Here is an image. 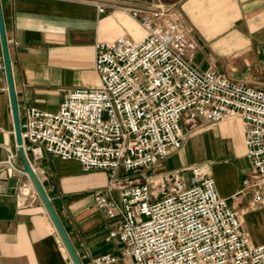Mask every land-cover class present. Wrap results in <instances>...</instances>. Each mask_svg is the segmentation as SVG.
I'll return each mask as SVG.
<instances>
[{
    "label": "built area",
    "instance_id": "1",
    "mask_svg": "<svg viewBox=\"0 0 264 264\" xmlns=\"http://www.w3.org/2000/svg\"><path fill=\"white\" fill-rule=\"evenodd\" d=\"M92 4L102 15L106 6ZM117 9L137 22L141 35L95 42L96 86L69 91L57 112L23 110L20 137L29 165L46 153L77 161L85 172H108L94 203L114 221L106 240L120 245V258L100 255L91 264H264V243H252L205 164L142 183L119 179L180 151L184 114L210 125L239 119L251 176L239 194L264 205V90L193 66L195 44L175 23H156L162 11Z\"/></svg>",
    "mask_w": 264,
    "mask_h": 264
},
{
    "label": "crops",
    "instance_id": "2",
    "mask_svg": "<svg viewBox=\"0 0 264 264\" xmlns=\"http://www.w3.org/2000/svg\"><path fill=\"white\" fill-rule=\"evenodd\" d=\"M92 2L106 6L102 15ZM0 6L18 116L28 107L55 113L69 91L96 86L95 42L142 33L135 20L118 11L120 6L149 16L162 11L155 22L175 23L195 44L193 66L264 90V0H0ZM182 117L183 125L190 121ZM190 122L181 136L182 149L157 164L154 176L205 164L252 243H264V205H251L249 192L239 194L243 180L251 178L241 121L209 125L199 117ZM189 141L195 156H201L194 162L186 157ZM10 156L12 176L6 164ZM29 166L81 263L91 264L100 255L120 258V245L106 240L114 221L94 203L93 194L106 187L108 172H85L77 161L46 153ZM0 264H73L21 165L1 46Z\"/></svg>",
    "mask_w": 264,
    "mask_h": 264
},
{
    "label": "water",
    "instance_id": "3",
    "mask_svg": "<svg viewBox=\"0 0 264 264\" xmlns=\"http://www.w3.org/2000/svg\"><path fill=\"white\" fill-rule=\"evenodd\" d=\"M0 46L2 49V60L4 61L5 76L7 78V88L9 91V102L11 106L12 120L14 122V136L16 137L17 152L21 159V165L23 167V171L28 177L29 181L32 182L34 189L37 193V196L40 198L43 204V207L45 209V212L48 213V216L52 222V225L53 227H55L56 232L60 238V241L63 242L64 247L67 251L68 256L71 258L72 263L82 264L80 261V258L77 257L76 255V252L73 248L72 243L69 241L67 237L64 227L61 226L58 216L56 212H54V209L50 203V200L46 196L42 188V185L39 182L33 168L29 166L25 153L23 152V149H22V139L20 137V121H19V116H18V108L16 106L15 93L13 91L12 76L10 73V61L8 58L5 31L3 28V16L1 15V6H0ZM8 183L10 187H14L16 184L14 179H9Z\"/></svg>",
    "mask_w": 264,
    "mask_h": 264
},
{
    "label": "rangeland",
    "instance_id": "4",
    "mask_svg": "<svg viewBox=\"0 0 264 264\" xmlns=\"http://www.w3.org/2000/svg\"><path fill=\"white\" fill-rule=\"evenodd\" d=\"M183 121H185V120H183ZM199 122H202V120H200ZM191 125H192V123L190 121H188V123L185 124V125H183L182 122H181L182 128L183 127L185 128L184 131L183 130L181 131L182 132V135L185 134V130H186V132L189 131V127ZM189 135H190V133H188L187 137H189ZM186 147H187V149H186V157L188 159L187 160L188 162H191V161L194 162V161L199 160V158H201V156H198V154H197V156H195L194 150H193V147H192V144H191L190 141L188 142V145ZM159 164H161V163L158 162V165ZM159 170L160 169L157 168V164H156V165L150 167L149 169L137 171V173H135V174H125V173H122L121 172L120 175H119V179L123 178V179H128L130 181H134L136 183L137 182L138 183H142V182H144L146 180L147 177H150L152 175L158 174L157 172ZM113 195L118 199V196L119 195H117V192L116 191L113 193ZM120 264H122V262H120Z\"/></svg>",
    "mask_w": 264,
    "mask_h": 264
}]
</instances>
